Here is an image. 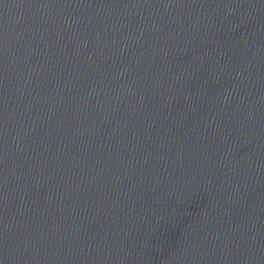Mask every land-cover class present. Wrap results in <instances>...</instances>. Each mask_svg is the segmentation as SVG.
Listing matches in <instances>:
<instances>
[{"label":"water","instance_id":"water-1","mask_svg":"<svg viewBox=\"0 0 264 264\" xmlns=\"http://www.w3.org/2000/svg\"><path fill=\"white\" fill-rule=\"evenodd\" d=\"M0 175H264V0H0Z\"/></svg>","mask_w":264,"mask_h":264}]
</instances>
